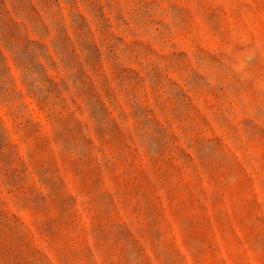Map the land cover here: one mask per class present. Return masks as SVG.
Segmentation results:
<instances>
[{"label": "rangeland", "instance_id": "1", "mask_svg": "<svg viewBox=\"0 0 264 264\" xmlns=\"http://www.w3.org/2000/svg\"><path fill=\"white\" fill-rule=\"evenodd\" d=\"M0 264H264V0H0Z\"/></svg>", "mask_w": 264, "mask_h": 264}]
</instances>
